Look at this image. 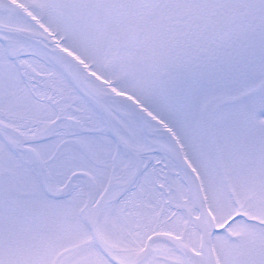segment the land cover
<instances>
[{"label":"snow or ice","instance_id":"obj_1","mask_svg":"<svg viewBox=\"0 0 264 264\" xmlns=\"http://www.w3.org/2000/svg\"><path fill=\"white\" fill-rule=\"evenodd\" d=\"M0 264H264V0H0Z\"/></svg>","mask_w":264,"mask_h":264}]
</instances>
